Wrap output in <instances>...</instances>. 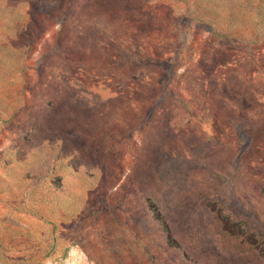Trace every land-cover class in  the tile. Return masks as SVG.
Instances as JSON below:
<instances>
[{"label":"rangeland","instance_id":"obj_1","mask_svg":"<svg viewBox=\"0 0 264 264\" xmlns=\"http://www.w3.org/2000/svg\"><path fill=\"white\" fill-rule=\"evenodd\" d=\"M0 264H264V0H0Z\"/></svg>","mask_w":264,"mask_h":264},{"label":"trees","instance_id":"obj_2","mask_svg":"<svg viewBox=\"0 0 264 264\" xmlns=\"http://www.w3.org/2000/svg\"><path fill=\"white\" fill-rule=\"evenodd\" d=\"M248 248H254V246L252 247V246H249Z\"/></svg>","mask_w":264,"mask_h":264}]
</instances>
